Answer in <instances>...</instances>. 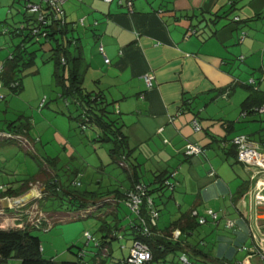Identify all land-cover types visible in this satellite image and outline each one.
<instances>
[{
	"label": "crops",
	"instance_id": "crops-1",
	"mask_svg": "<svg viewBox=\"0 0 264 264\" xmlns=\"http://www.w3.org/2000/svg\"><path fill=\"white\" fill-rule=\"evenodd\" d=\"M128 1L64 3L67 21L84 19L70 34L78 38L83 63L88 64L84 86L89 82L92 87L87 89L102 91L111 102L113 115L119 117L128 138L132 153L127 161L132 169L143 175L140 160L152 162L153 180L155 173L170 179L177 171L178 186L169 202L180 212L196 205L200 215L208 209L218 213V221L208 222L220 238L212 252L217 259L264 264V224L260 223L264 207L255 203L251 180L256 168L239 162L230 150L232 138L239 134L249 135L264 149V113L241 115L250 93L243 84L260 74L253 70L243 77L235 70L239 62L249 70L258 65L251 55L259 48L249 44L239 53L229 49L235 29L256 18L247 23L230 19L241 0H132L131 8ZM228 4V15L216 20V13L229 11L224 9ZM249 6L245 19L260 14L254 13L258 0H251ZM222 19L230 22L221 26ZM261 61L264 69V58ZM146 75L152 77L150 83ZM230 85L232 95H218L220 88ZM259 85L264 88L263 82ZM5 90L0 89V100ZM196 118L202 126L199 131L194 128ZM14 127L15 123L10 124L5 132L16 138L22 133H9ZM188 142L201 144L204 152L185 155Z\"/></svg>",
	"mask_w": 264,
	"mask_h": 264
},
{
	"label": "rangeland",
	"instance_id": "rangeland-1",
	"mask_svg": "<svg viewBox=\"0 0 264 264\" xmlns=\"http://www.w3.org/2000/svg\"><path fill=\"white\" fill-rule=\"evenodd\" d=\"M4 1L0 0V60L8 56L15 49L14 46L22 40V36L12 31L24 21L26 12L24 1L16 0L13 5H10L11 0L5 4ZM249 2L251 0H241L239 7L230 13V19H233L235 15H240L241 19H245L250 9ZM258 4L259 8L254 13H260L261 16L235 29L233 32L235 38L229 42V49L234 48L238 53L241 48L247 49L249 44L254 45L255 49L259 48L257 51L254 49L256 52L254 51L251 55L258 63L256 66L252 65L251 70L246 69V64L237 63L235 70L243 77H247L248 73L253 70L258 75L261 73L260 68L263 67L261 59L264 58V1L258 0ZM224 9L230 10V4L225 5ZM230 19H222L221 26L230 22ZM6 29L11 33L5 34ZM37 47H39L38 44L35 47L31 46V49ZM50 55V46L47 44L45 50L38 51L34 65L21 72L23 90L12 93L4 88L6 89L3 92L5 97L0 100L1 134L9 131L10 124L13 126L14 123L13 132L9 133L16 135L21 129L27 131L28 134L19 132L22 133L18 136L19 139L1 140L0 186L10 182L19 187L24 180L37 178L43 175L45 168L50 169L52 175L46 172L38 181H32L28 184L29 188L26 192H29L25 194L26 196L18 199V205L12 203L13 200H11L7 208L12 204L11 210H17L20 204L31 201L27 208L31 212L32 219L27 223L40 224L41 218H46L47 213L54 217L55 225L52 228L48 230L35 228L32 231L42 241L44 257H53L60 261L77 260V255L69 250L70 246L76 245L84 247L87 251L83 258L86 261L84 264H93V260H90L92 256L90 250H95V241L92 240L87 244L86 232H90L92 236L99 239L102 233H106V227L107 230L114 226L126 227L131 214L124 205L119 206L117 212L112 210L113 206L110 203L101 204L99 207L94 205L93 211L86 213L88 204L86 202L84 205H79L82 199L78 195H81L80 192L88 191L85 199L99 203L108 196H112L111 193L115 189H122L129 185L128 172L109 151L111 146L115 147L114 142L100 141L99 134L93 126L88 125L82 128L77 118L82 110L76 107L73 97L69 96V99H66L65 95L62 96L63 86L58 82L55 74L56 64L53 59H50ZM59 70L61 77L65 78L67 69L59 66ZM85 86L92 87L89 82H86ZM110 107L111 105L109 110H111ZM111 115L114 116L113 110H111ZM28 123L31 124L29 128ZM15 128L19 130L16 131ZM26 145L28 148H25ZM140 163L144 179L146 182H151L153 178L149 170L152 162L146 163L140 160ZM49 179H53L58 184V189L49 184V196H44L45 186ZM33 186L38 187L40 191L38 189L31 191ZM64 189L69 190V193ZM154 196L160 203L158 192ZM6 197L1 196L0 199L4 202ZM13 197L19 198L20 196ZM184 210L187 208H182V211ZM60 211L66 214H59ZM83 213L86 214L83 215ZM56 214L60 217L65 216L67 219L65 222L58 221ZM179 215L180 210L175 204L169 203L162 206L160 227L170 225ZM124 231L121 230V232ZM189 241L195 245L201 243L200 247L205 249L206 246L202 244V241L212 248L214 245H219L220 238L218 239V233L212 225L207 223L199 225L189 236ZM130 243L127 239L115 240L114 258L118 259L126 255ZM119 245H124L125 248L122 249ZM76 248L73 247L74 250H77ZM113 261L115 262V260H109V264H114ZM4 264H21V262L18 259H10Z\"/></svg>",
	"mask_w": 264,
	"mask_h": 264
},
{
	"label": "trees",
	"instance_id": "trees-1",
	"mask_svg": "<svg viewBox=\"0 0 264 264\" xmlns=\"http://www.w3.org/2000/svg\"><path fill=\"white\" fill-rule=\"evenodd\" d=\"M228 12H230V10L225 11L223 14L216 13L215 19L217 20V17H226ZM260 16L261 15L254 16V18H248L245 20L235 17L231 20L233 22L247 23L248 21ZM24 17L25 20L21 22V25L12 31L14 34L22 36V40L14 46L15 49L3 60L4 71L1 75V79L4 83V88L10 90L12 93H17L18 91L23 90L24 86L23 78L20 76L21 72H24L29 67L31 68L36 61L38 51H41V49L45 50L44 46L49 44L51 51L50 59L55 61V74L58 82L63 86L62 96L65 95L66 99H69V96L73 97V102L76 107L82 110V112L78 114L77 118L83 129L88 125L93 126L99 134L98 139L100 141L114 142L116 144L115 147L111 146L109 151H111L114 158L118 159L121 166L127 169V175L131 178L130 187L115 189L111 193L113 194L112 196H108L99 203H94L85 199V195H87L86 192L88 191L80 192L81 195H78V197L82 199V201L79 202V205H84L86 202L88 204L86 206L88 209L86 213L92 212L94 205L99 207L101 204L110 203L111 206H113L112 210L117 212V208L124 205L128 208L131 214L130 221L126 227L123 225H121L120 228L118 226H114L110 227L109 230H107L108 228L106 227V233H102L103 235L99 239L92 236L90 232V238L85 234L87 237V244H89L92 240L95 241V250H90L92 255L90 260H93V264H109V260H115V262H112L114 264H135L129 261L132 256L131 250L133 249L135 243L145 244L150 253L149 260L140 264H187L184 262V259L187 260L189 264H237L225 258L217 259L212 253L214 246L210 248V245L205 244L204 241H202V244L206 246L205 249L200 247L201 243L195 245L189 241V236L194 233L199 225H203L212 220L207 214V210L204 215H200L195 205V207H192L187 211L180 212L179 217L171 222L170 225L165 226L164 228L159 226L162 216V206H166L171 202H169V200L173 197V191L178 186V180L175 178L177 171H173L171 173L170 179H164L161 176L162 174L155 173V180L146 182L143 175H139L136 169H132L133 165H130L127 161L132 153H130L131 150L129 148L128 138L123 131V124L119 121V117L111 115V110H109L111 102H109L102 91L89 90L84 86V77L88 69V64L83 63L84 58L82 56V48L77 43L78 38L70 36V34L75 31V28L72 26V22L68 21L62 24L60 19H55V16L50 19L48 24H45L42 27L41 23L38 22L37 27H41L42 30L47 33L46 38H42L41 36L38 37L31 32L32 26L36 24L35 16L27 13L26 11L24 13ZM4 33H11V31L6 29ZM37 44L39 47L31 49V46L35 47ZM59 66L67 69L65 78L63 76L61 77ZM260 71L261 73L259 78L253 76L243 84L250 92L243 101V110L241 113L243 117L264 113V111L260 112L255 109L257 107H264V88H261L259 85V82L264 83V69L260 68ZM233 91L234 86L230 85L226 88H220L218 95L229 97L232 95ZM196 114H198V112H196ZM195 120L198 122L199 129H197L195 125L194 128L199 131L202 129V126L197 118ZM30 125L31 124L28 123L27 127L29 128ZM19 132L24 133L22 130ZM239 135L234 136L233 139ZM246 136L250 141L259 145V143L250 138L249 135ZM233 139L231 140L233 147L230 150L233 151V155H235L239 161L238 147L234 144ZM1 140H15V138L0 136V142H2ZM188 144L199 146L201 148V152L188 154ZM25 148H28V146ZM203 152L204 147L199 143L188 142L185 146V155L189 157L198 156ZM46 172L48 175L53 174L50 169L45 168L43 170V175H40L37 178L24 180L23 184L19 186V188H12V186L7 183L5 185H1L0 197H13L25 194L26 190L29 188L28 184L32 183V181H38L46 174ZM54 175L56 174L54 173ZM54 180H57V178H54ZM54 180L49 179L48 184L45 186L44 196H49V184L56 186L58 189V184H56ZM251 180L254 183L252 177ZM60 186L63 187L62 184H60ZM166 190H169L170 192L167 193ZM65 191L69 193V190L66 189ZM131 192L132 194L137 195L140 199L137 210L133 209L132 202L130 201L128 194ZM156 192H158V197L161 200L160 203L157 202L156 197L154 196ZM162 195L165 197L166 201L163 199ZM81 196H83V198ZM177 204L180 205V202L178 201ZM63 213L65 212H59V214ZM155 213L157 215H155ZM57 214L56 217H58V221L65 222V219L67 218L65 216L60 217ZM85 214L83 213V215ZM201 216L206 218L204 223L200 222ZM47 217L52 219L49 220ZM47 217L41 218L40 224L27 223L23 228H0V261L3 264L10 259H18L21 264H84L86 261L83 260V258L87 251L84 247H78L76 245L70 246L69 250L77 255V260L60 261L54 259L53 257H44L42 241L40 237L35 235L32 231L35 228H44L47 230L52 228L55 225V219L49 213H47ZM218 220L219 215L216 221ZM212 221L216 222L215 220ZM122 229L125 231L121 232ZM177 230L180 231V235L178 237L175 236V232ZM123 239H127L128 242H131L130 245H128L129 251L123 257H119L118 259L114 258L116 249L114 241ZM74 246L77 247V250L73 249ZM119 247L122 249L125 248L124 245H119Z\"/></svg>",
	"mask_w": 264,
	"mask_h": 264
},
{
	"label": "built area",
	"instance_id": "built-area-1",
	"mask_svg": "<svg viewBox=\"0 0 264 264\" xmlns=\"http://www.w3.org/2000/svg\"><path fill=\"white\" fill-rule=\"evenodd\" d=\"M25 2L26 11L29 14L35 16L36 21L35 25L32 26V33L38 37L46 38L47 33L42 30V26L48 24L50 19L55 16V19H60L61 23L64 24L67 21L65 12L63 9V5L67 0H22ZM106 2H111L112 0H104ZM128 6L131 8L132 0L128 1ZM83 18L72 22V26L76 28L79 24L83 25ZM41 23V27H37V24ZM6 31V30H5ZM100 52L104 56V60L106 63L110 62V59L106 56L104 47L102 45L99 46ZM4 71V63L0 60V89L4 88V83L1 79V75ZM145 79L150 83L152 77L150 75H146ZM13 85V84H12ZM260 112L264 111V107L255 108ZM195 127L199 129L197 120L193 121ZM3 137H12V135H0ZM14 138V137H12ZM18 138V136L16 137ZM19 139V138H18ZM234 144L238 147V159L243 162L246 166L255 167L256 171L253 173L254 180V200L256 205L261 208L264 207V152L261 151L258 144L250 141L246 135H239L233 139ZM201 148L194 144L187 145V153L188 154H196L200 153ZM35 189L37 191L38 187L33 186L31 191ZM40 191V189H38ZM29 192V191H28ZM26 192L25 194H27ZM24 196H20L19 198L7 196L8 203L12 201L15 205H18V199H21ZM130 201L132 202L133 209L137 210L139 207L140 199L137 195L129 193ZM38 196V195H37ZM1 198V197H0ZM31 203L24 202L22 205L18 206L17 210H11L12 204L9 208L5 207L3 201L0 199V228L9 229V228H23L27 222H29L31 218V212L27 206ZM207 214L211 217L212 220L217 219L218 215L213 209L207 210ZM155 215H157L155 213ZM27 220V221H25ZM206 218L204 216L200 217V222L204 223ZM154 222V220H153ZM229 225L233 223L231 221L228 222ZM86 235L90 238L89 232ZM180 235V231L177 230L175 232V236L178 237ZM132 256L130 258V262L135 264H140L146 260H149L150 253L147 246L143 243H135L133 249L131 250ZM184 262L189 264L187 260L184 259ZM0 264H3L0 261Z\"/></svg>",
	"mask_w": 264,
	"mask_h": 264
},
{
	"label": "water",
	"instance_id": "water-1",
	"mask_svg": "<svg viewBox=\"0 0 264 264\" xmlns=\"http://www.w3.org/2000/svg\"><path fill=\"white\" fill-rule=\"evenodd\" d=\"M27 197H28V196H27ZM3 204H4L5 207L8 206V200H7V198H5ZM260 223H261V224H264V220H261Z\"/></svg>",
	"mask_w": 264,
	"mask_h": 264
}]
</instances>
